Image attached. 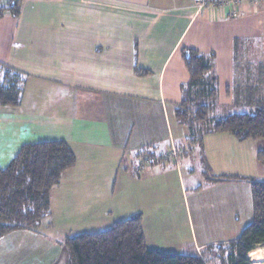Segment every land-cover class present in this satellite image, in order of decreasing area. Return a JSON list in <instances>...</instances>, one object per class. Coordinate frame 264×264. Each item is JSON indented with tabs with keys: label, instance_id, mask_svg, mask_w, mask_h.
I'll return each mask as SVG.
<instances>
[{
	"label": "crops",
	"instance_id": "1",
	"mask_svg": "<svg viewBox=\"0 0 264 264\" xmlns=\"http://www.w3.org/2000/svg\"><path fill=\"white\" fill-rule=\"evenodd\" d=\"M6 6L0 0V9ZM249 42V62L262 63L264 5L232 18L224 8L201 9L193 0H23L18 17L0 15V63L27 75L22 104L0 107V168L31 142L65 140L77 156L51 190L41 227L0 238V264H70L71 220L104 218L110 202L102 191L114 177L117 187L131 181L128 206L138 208L128 218L142 215L149 248L223 264L254 219L251 180L264 181L258 157L264 139L209 131L193 141L190 126L176 117L190 81L181 50L211 58L206 78L216 79V102L227 116L239 112L233 89L243 71L236 53ZM173 142L185 150L179 167L156 164L136 175L143 155L167 153ZM96 176H103V189L95 178L83 181ZM165 217L167 224L187 220L190 226L186 238L180 228L179 235L170 233L179 250L148 243L147 230L163 233ZM257 248L261 259L251 258L264 264V247Z\"/></svg>",
	"mask_w": 264,
	"mask_h": 264
},
{
	"label": "trees",
	"instance_id": "2",
	"mask_svg": "<svg viewBox=\"0 0 264 264\" xmlns=\"http://www.w3.org/2000/svg\"><path fill=\"white\" fill-rule=\"evenodd\" d=\"M6 2L7 6L0 9V15L10 12L18 17L23 0ZM181 54L190 72V81L184 88L183 101L176 110V117L190 126L191 135L195 138V121L207 122L214 105L212 102L204 103L193 112L188 106L190 99L187 91L202 87L203 95L215 99L218 86L216 79L208 81L206 78L211 69L210 57L188 47H184ZM137 72L147 74V71ZM26 80L24 73L0 63V107H19L22 104ZM247 88L252 91L251 87ZM242 95V89L235 91V96ZM245 100L246 106L253 107V96L249 95ZM235 103H239V99ZM209 131L230 133L240 141L264 139V102L249 112L231 113L212 120ZM258 157L264 160V150L259 151ZM76 162L77 156L65 140L22 145L8 165L0 168V238L18 230H38L50 214L51 190ZM251 188L254 219L230 245L228 253L224 254L223 264H255L256 261L250 257L251 252L257 247H264V181L251 180ZM65 246L69 251L70 264H208L201 255L149 248L141 214L115 222L102 231L69 236ZM218 257L222 258V254Z\"/></svg>",
	"mask_w": 264,
	"mask_h": 264
},
{
	"label": "rangeland",
	"instance_id": "3",
	"mask_svg": "<svg viewBox=\"0 0 264 264\" xmlns=\"http://www.w3.org/2000/svg\"><path fill=\"white\" fill-rule=\"evenodd\" d=\"M261 6L263 5H260L259 7ZM251 53H254V50L250 47V42L247 43V46L242 45L241 47H239V50L236 53L238 65L240 67V70L243 71L242 76L239 75L240 79H238V88H236L237 86H235L233 89L234 107H236V109L239 111L238 113L249 112L250 110H253V108H255L256 106H260V104L264 102V60L260 64H251L249 62L251 57H253L251 56ZM259 65L260 68H258ZM258 82H260L261 84L258 85ZM248 86L251 87L250 89H252V91L247 90ZM239 88L243 90V95L235 96V91ZM201 91H202V87H197L190 92L187 91V96H189L190 99V101H188V106L192 108L193 112H195V109L201 106L202 104L212 102L214 108L210 111L207 122L195 121L194 130L195 132L197 130L196 132L197 134L199 133V135L197 134L195 135V138L193 140L196 143L200 142L201 135L207 133V131L212 128V120L223 118L227 113L226 108L219 105V103L216 102V98L215 99L208 98V96L203 95ZM249 95L254 97V102H253L254 105H252L253 107L246 106L247 102L245 99H247ZM235 98L239 99V103H235V100H237ZM262 142L264 143V141ZM196 177L197 174H195V178ZM94 178H95L94 183L97 184L100 187V189H103L105 187L103 176L86 177L85 179H83V181L88 183V181H92ZM116 181H117V177H114L113 180L109 181L106 191H102L103 194H106V198L110 202L109 205L102 204L104 211H106L104 214V218L96 219L94 220V222L88 221L84 223L82 222L83 220H80L81 217H76L73 220H71L73 227L70 228L71 231H68L66 235L67 234L73 235L83 231H89V232L102 231L110 228L115 221L124 220L136 213V212L134 213L131 212L134 209L136 210L138 208L137 205H134L135 207L130 205L128 206L130 200H132V203H134L133 187L131 181L129 179L120 181L118 183V187L116 185ZM80 212H81V208H78L76 210V213L79 214ZM129 213L131 214L128 215ZM166 220H167L166 217L160 220L162 222L160 224L161 228H163L165 231H163V233H159L157 237L155 236L156 231L154 227L150 226V228L154 231L152 232L151 230H147L148 243L150 245L155 243L156 244L160 243L161 245L166 246L165 247L166 250L167 249L179 250L176 248L177 238L171 235L170 233H174V232L177 233V230L180 228L181 229L180 233L184 238H186L190 234V226L187 223V220L186 221L184 220L182 222L181 220H179L177 223H174L173 225L167 224ZM69 226L70 224L67 225L63 224V227L69 228ZM166 235L168 237L172 236V238L170 239L171 241L161 243V240L167 239ZM177 235L179 234L177 233ZM161 245L160 248H164L161 247ZM158 247L155 249H158ZM257 249L252 251L250 254V257H252L253 259H255L256 257V252L258 251Z\"/></svg>",
	"mask_w": 264,
	"mask_h": 264
},
{
	"label": "built area",
	"instance_id": "4",
	"mask_svg": "<svg viewBox=\"0 0 264 264\" xmlns=\"http://www.w3.org/2000/svg\"><path fill=\"white\" fill-rule=\"evenodd\" d=\"M8 1V0H4ZM194 3L201 9L205 7L224 8L228 11V15L232 18L240 16L242 10L247 7L257 8L264 5V0H193ZM185 153V150L179 148L174 142L167 153L159 154L156 156L145 154L140 160L139 165L135 169L136 175H141L144 171L156 164H165L178 166L180 160Z\"/></svg>",
	"mask_w": 264,
	"mask_h": 264
},
{
	"label": "bare ground",
	"instance_id": "5",
	"mask_svg": "<svg viewBox=\"0 0 264 264\" xmlns=\"http://www.w3.org/2000/svg\"><path fill=\"white\" fill-rule=\"evenodd\" d=\"M263 251L262 250H259L257 253H256V257H255V260L256 259H260L261 258V253H262Z\"/></svg>",
	"mask_w": 264,
	"mask_h": 264
}]
</instances>
